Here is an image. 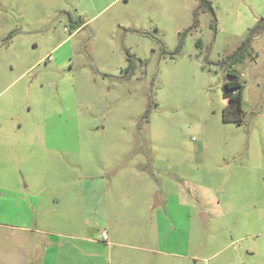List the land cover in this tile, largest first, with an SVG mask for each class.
Segmentation results:
<instances>
[{"label":"rangeland","instance_id":"rangeland-1","mask_svg":"<svg viewBox=\"0 0 264 264\" xmlns=\"http://www.w3.org/2000/svg\"><path fill=\"white\" fill-rule=\"evenodd\" d=\"M45 243L264 264V0H0V264Z\"/></svg>","mask_w":264,"mask_h":264},{"label":"trees","instance_id":"trees-1","mask_svg":"<svg viewBox=\"0 0 264 264\" xmlns=\"http://www.w3.org/2000/svg\"><path fill=\"white\" fill-rule=\"evenodd\" d=\"M229 79L222 85V97L228 104L223 109V121L241 124L242 115V84L234 71H228ZM147 113V112H146Z\"/></svg>","mask_w":264,"mask_h":264},{"label":"crops","instance_id":"crops-1","mask_svg":"<svg viewBox=\"0 0 264 264\" xmlns=\"http://www.w3.org/2000/svg\"><path fill=\"white\" fill-rule=\"evenodd\" d=\"M49 245H50V243H45L43 248H42V251H43V262H44L43 264H49V260H48V258H49V250H50ZM62 246H63V244H61V247ZM74 247H75V249H77L76 246H74ZM166 253L167 254L169 253L170 257L172 258V264H177L176 260H175V259H177V257H183L180 254H178L177 252H166ZM54 261L56 262L57 260H54ZM19 262H20V264L24 263L23 261L22 262L19 261ZM144 263H146V264H161V262L158 263L157 260H146ZM140 264H143V262L141 261Z\"/></svg>","mask_w":264,"mask_h":264},{"label":"water","instance_id":"water-1","mask_svg":"<svg viewBox=\"0 0 264 264\" xmlns=\"http://www.w3.org/2000/svg\"><path fill=\"white\" fill-rule=\"evenodd\" d=\"M204 218H205L204 215H202V220H203V222H204Z\"/></svg>","mask_w":264,"mask_h":264},{"label":"built area","instance_id":"built-area-1","mask_svg":"<svg viewBox=\"0 0 264 264\" xmlns=\"http://www.w3.org/2000/svg\"><path fill=\"white\" fill-rule=\"evenodd\" d=\"M102 240H105V237H102ZM106 264H109V263H106Z\"/></svg>","mask_w":264,"mask_h":264}]
</instances>
